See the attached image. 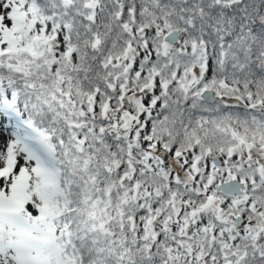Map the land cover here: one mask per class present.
<instances>
[{
	"label": "snow or ice",
	"instance_id": "obj_1",
	"mask_svg": "<svg viewBox=\"0 0 264 264\" xmlns=\"http://www.w3.org/2000/svg\"><path fill=\"white\" fill-rule=\"evenodd\" d=\"M0 264H264V0H0Z\"/></svg>",
	"mask_w": 264,
	"mask_h": 264
}]
</instances>
